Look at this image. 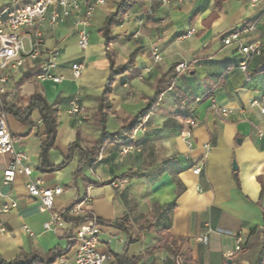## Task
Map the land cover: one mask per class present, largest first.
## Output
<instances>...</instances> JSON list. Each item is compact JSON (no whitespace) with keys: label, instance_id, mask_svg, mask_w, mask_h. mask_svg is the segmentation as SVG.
I'll use <instances>...</instances> for the list:
<instances>
[{"label":"crops","instance_id":"obj_1","mask_svg":"<svg viewBox=\"0 0 264 264\" xmlns=\"http://www.w3.org/2000/svg\"><path fill=\"white\" fill-rule=\"evenodd\" d=\"M36 1L11 5L0 0V11ZM100 1L77 0L81 13L72 11L56 28L48 21L50 8L39 26L19 31L27 50L28 39L39 33L42 53L6 84L17 96L3 99L24 106L40 93L58 111L57 128L40 169L45 136L37 112L31 115L32 125L1 114L17 139L15 151L27 155L31 175L4 184L9 157L0 156V202L16 203L1 216L5 232L0 234V259L9 262L21 254L43 256L70 247L63 261L54 264H73L74 226L89 217L100 226L99 252L111 258L104 264H115L114 255L137 258L136 264H174L163 233L182 240L180 253L189 262L185 264H254L261 248L259 230L264 227V191L257 180L264 179V103H251L264 96V73L252 75L254 57L247 69L251 79L246 81L239 69L245 58L238 46H223L220 41L231 28L252 24L257 32L246 35L245 42L264 44V0L254 10L250 0H128L122 20L110 30L116 39L108 49L100 30L121 0ZM88 6L93 8L86 28L88 45L80 50L74 20ZM190 29L193 35L178 39ZM52 51L58 55L51 73L63 78L60 84L35 78L39 62ZM132 54V68L112 83L105 96L109 109L101 122L99 99L110 67L125 65ZM76 62L83 70L75 80L71 65ZM181 62L188 63L189 70L174 77L152 113L128 133L154 96L158 80ZM71 100L84 109L80 123L67 114ZM223 109L229 111L225 117L220 115ZM74 145L79 148L70 150ZM128 145L133 149L123 155ZM80 151L89 157L82 167ZM27 181L63 188L52 209L65 221L59 232L44 230L50 213L41 211L27 194ZM122 219L126 231L111 226Z\"/></svg>","mask_w":264,"mask_h":264},{"label":"built area","instance_id":"obj_2","mask_svg":"<svg viewBox=\"0 0 264 264\" xmlns=\"http://www.w3.org/2000/svg\"><path fill=\"white\" fill-rule=\"evenodd\" d=\"M11 5L24 2L26 0H7ZM261 0H250L249 8L255 9L256 4ZM99 3L102 1L98 0ZM166 3L168 0H161ZM51 8L49 16V24L52 28H56L65 19L70 17L71 12L81 13L80 6L77 0H38L34 3H24L17 8H6L0 11V110L3 107V96L14 98L18 92L13 88H6V84L12 80L16 74L24 69L27 61L36 60L41 55V47L43 40L39 33H36L32 38L28 39V50L24 49L23 37L19 31L21 29H31L39 26L45 21L46 14ZM52 8H59L60 12ZM92 6L86 7L80 17L74 20V27L77 30L78 40L77 47L80 50H85L88 45V33L86 28L89 24V19L92 16ZM194 29L188 30L184 35L178 39L184 40L194 34ZM256 26H242L237 25L229 30L227 34L221 39L220 43L223 46L236 44L238 51L244 56V61L240 63L239 69L243 73L246 81L250 80L247 73V63L254 57L261 53V44L259 40H254L246 43V35L256 33ZM58 53L52 51L46 54L45 60L39 62L38 72L35 75L38 81H50L52 84H60L63 80L61 76H54L51 71L56 66V58ZM154 61H159V56L154 55ZM83 65L81 63H73L71 65L72 77L76 80L81 76ZM189 70V64L181 62L174 67V73L179 76ZM264 103V96L258 100L252 101V105ZM229 113L228 110H220V115L225 117ZM264 114V109H261ZM67 114L73 116L77 123H80L85 115L84 109L77 102L71 100L67 109ZM0 116V156H8L9 161L7 167L3 172V183L8 184L13 182L16 176H25L28 178L31 175V169L27 165V155L24 152H17L14 149V144L17 139L12 136L6 127L4 120ZM192 125L191 122H187ZM188 137V134H186ZM133 149V146L128 145L122 149L123 155L127 154ZM200 172L199 168L193 170V174L197 175ZM27 194L36 200L41 211L50 213V219L43 228L46 231L54 233L59 232L65 225L62 217L52 213L55 200L60 196L63 188H43L39 182L27 181L25 184ZM16 208L15 202L1 203L0 202V234L5 232L1 222V216L8 213L10 210ZM75 235L74 242L76 243V251L74 255L73 264H104L111 258L107 254L99 252V234L100 226L94 218L81 221L74 226ZM206 242V238L201 239ZM240 238H237V246L235 251L240 250ZM64 258V257H63ZM63 258L59 259L61 262ZM171 260L174 264H185L178 256H172Z\"/></svg>","mask_w":264,"mask_h":264},{"label":"trees","instance_id":"obj_3","mask_svg":"<svg viewBox=\"0 0 264 264\" xmlns=\"http://www.w3.org/2000/svg\"><path fill=\"white\" fill-rule=\"evenodd\" d=\"M128 0H121L117 4L116 11L105 18L103 27L100 30V34L102 38L104 39V45L106 49H108L109 45L116 39V37H113L110 35L111 28L119 23L124 14L127 11L128 8ZM216 3H219V0L216 1ZM133 56L132 54L128 60V62L119 67H110L109 76L107 78L106 87L104 89V92L102 94V97L99 99V108H98V114L100 116L101 122H103V116L105 115L104 111H107L109 109L108 105L105 103L106 101V95L110 92V86L112 83L115 82V80L127 73L133 65ZM256 65L253 68L252 75H258L264 73V53H260L259 56L255 57ZM249 63V62H248ZM248 63H247V69H248ZM176 66V65H175ZM173 66L165 75H163L156 84V90L155 94L152 98L147 100V106L145 109L140 111L134 121L132 122L130 128L128 129V133H132L138 127L143 120L153 111V107L156 105L157 100L159 96L163 93L165 87H170L172 80L175 76H177L174 73V67ZM251 79V76H249ZM25 77H23L21 80H23ZM33 112H37L40 123L44 129V136L45 141L41 145V153H40V169L43 167L47 162V154L49 150L54 145V140L56 137V128H57V109H55L52 105H49L46 100L42 97V95L38 92L34 93L26 102L24 106L18 105V103L13 102H7L5 99H3V107L2 110H0L1 114H9L11 115L17 122H19L22 125H32L33 122L31 120V115ZM74 148H79L77 145H74L70 148V150ZM81 155V164L80 167L85 165V159H88L89 157L84 154L83 151H80ZM81 170L78 169L76 171V174H78ZM232 177L234 179V182L236 183V186L239 187L237 175L234 172L232 174ZM258 183L261 186V191H264V179L258 178ZM172 208L171 206H168L165 210H170ZM67 219V218H66ZM90 219L89 217H86L85 221ZM78 221L77 223L81 222ZM126 222V219H122L119 222L112 223L111 226L117 227L119 230H125L126 228L123 227V223ZM257 230V228H255ZM261 233V248L258 252V256L256 258V261L254 264H264V227L259 230ZM162 241L164 245H168L169 251L173 256H178L184 263H189L188 258L183 253H180V245L182 240H177L169 235H166L165 233L162 234ZM132 240L129 239V242ZM70 248V247H69ZM69 248L65 251L55 248L54 250L48 252L46 255H38V254H21L16 259L5 262L0 259V264H54L58 259H61L65 256ZM115 264H136L138 259L137 258H130L127 259L124 255L120 256H113Z\"/></svg>","mask_w":264,"mask_h":264},{"label":"rangeland","instance_id":"obj_4","mask_svg":"<svg viewBox=\"0 0 264 264\" xmlns=\"http://www.w3.org/2000/svg\"><path fill=\"white\" fill-rule=\"evenodd\" d=\"M23 45H24V49L27 50V44H26L25 41L23 42ZM263 51H264V44L261 43V53H262Z\"/></svg>","mask_w":264,"mask_h":264},{"label":"water","instance_id":"obj_5","mask_svg":"<svg viewBox=\"0 0 264 264\" xmlns=\"http://www.w3.org/2000/svg\"><path fill=\"white\" fill-rule=\"evenodd\" d=\"M232 170L233 171H236L237 170V167H236L235 162H232ZM227 264H230V261H227Z\"/></svg>","mask_w":264,"mask_h":264}]
</instances>
